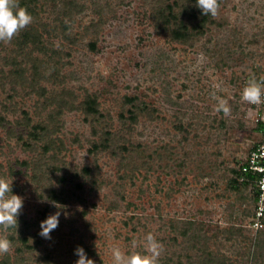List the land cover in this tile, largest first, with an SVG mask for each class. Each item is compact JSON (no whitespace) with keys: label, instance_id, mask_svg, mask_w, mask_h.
<instances>
[{"label":"rangeland","instance_id":"374dc122","mask_svg":"<svg viewBox=\"0 0 264 264\" xmlns=\"http://www.w3.org/2000/svg\"><path fill=\"white\" fill-rule=\"evenodd\" d=\"M219 3L29 1L32 23L0 42V177L24 200L0 264H75L77 246L113 264L148 233L159 264H264L251 188L231 184L263 140L240 94L264 75V0Z\"/></svg>","mask_w":264,"mask_h":264},{"label":"clouds","instance_id":"9594fccd","mask_svg":"<svg viewBox=\"0 0 264 264\" xmlns=\"http://www.w3.org/2000/svg\"><path fill=\"white\" fill-rule=\"evenodd\" d=\"M204 16L216 17L220 9L219 0H196ZM33 17L25 7L19 5V0H0V42L10 43L23 29L29 26ZM241 101L251 106L264 105V75L251 74L245 86L241 90ZM217 101L214 111L223 113L225 117L231 115V106L227 99L213 94ZM255 170V169H254ZM258 188L262 195L258 202V216L264 218V178L257 181ZM13 178L0 177V230L7 232L10 229L18 228V217L22 213L24 200L19 195L13 194ZM57 204L53 206L57 208ZM59 205V204H58ZM61 206V205H60ZM62 208L64 206H61ZM58 209V208H57ZM61 211L50 214L41 222V231L38 233L42 238L50 240V233L57 229L60 222ZM253 230L264 228L259 220L252 225ZM132 248L135 249L137 241H132ZM12 242L7 236L0 235V256L12 251ZM143 252H123L119 247L111 249L113 264H159V258L163 252V244L159 242L152 233L146 234L143 241ZM74 255L78 257L75 264H95L89 258L82 246H77Z\"/></svg>","mask_w":264,"mask_h":264},{"label":"built area","instance_id":"2783aa9c","mask_svg":"<svg viewBox=\"0 0 264 264\" xmlns=\"http://www.w3.org/2000/svg\"><path fill=\"white\" fill-rule=\"evenodd\" d=\"M250 108L254 112L255 122L264 124V105L261 106H251ZM255 169V170H254ZM243 173H249L255 176L252 181V185L255 190L254 196V205H253V213L250 222L248 223L251 229L252 225L256 223L258 220L261 224H264V218L258 216V202L259 198L262 195L258 188L257 181L261 178H264V141L258 144L254 149L250 150L248 155L246 156L243 164H242ZM262 229V228H261ZM259 231V230H254Z\"/></svg>","mask_w":264,"mask_h":264},{"label":"trees","instance_id":"16d2710c","mask_svg":"<svg viewBox=\"0 0 264 264\" xmlns=\"http://www.w3.org/2000/svg\"><path fill=\"white\" fill-rule=\"evenodd\" d=\"M29 1H33V0H24L21 3V7H25L28 11L32 12V9L30 8V5H29ZM174 34H175L176 38H179L181 36V33L179 31L174 32ZM22 40H23V44L25 45V47H27L29 44L35 45V44L40 43V41L37 38L36 33H34V32L33 33L31 32L30 34L26 33L25 35L22 36ZM257 125H258V129L260 131H262V134H263L262 142H263L264 141V124L258 123ZM255 147H253L252 149H254ZM254 178H255V176H253L249 173H243L242 165H241L239 171L237 172L236 178L231 181V184L234 183V184H239V185L251 188L252 206L254 205V196H255V190H254V187L252 185V181L254 180Z\"/></svg>","mask_w":264,"mask_h":264}]
</instances>
